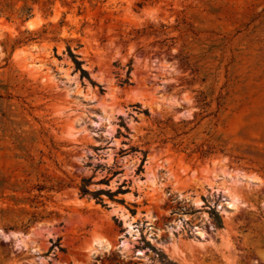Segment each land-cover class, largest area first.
Listing matches in <instances>:
<instances>
[{
	"label": "rangeland",
	"instance_id": "374dc122",
	"mask_svg": "<svg viewBox=\"0 0 264 264\" xmlns=\"http://www.w3.org/2000/svg\"><path fill=\"white\" fill-rule=\"evenodd\" d=\"M0 264H264V0H0Z\"/></svg>",
	"mask_w": 264,
	"mask_h": 264
},
{
	"label": "trees",
	"instance_id": "16d2710c",
	"mask_svg": "<svg viewBox=\"0 0 264 264\" xmlns=\"http://www.w3.org/2000/svg\"><path fill=\"white\" fill-rule=\"evenodd\" d=\"M75 62H76V64H79V61L75 60ZM81 71H82L83 73H86L85 70H83V69H81ZM126 82H127V80H124V81H123V83H126Z\"/></svg>",
	"mask_w": 264,
	"mask_h": 264
}]
</instances>
